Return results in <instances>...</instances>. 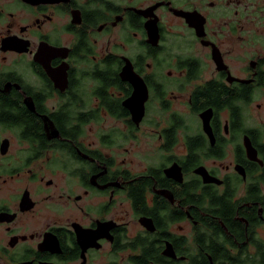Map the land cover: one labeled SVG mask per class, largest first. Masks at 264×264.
I'll return each mask as SVG.
<instances>
[{
    "label": "flooded vegetation",
    "instance_id": "1",
    "mask_svg": "<svg viewBox=\"0 0 264 264\" xmlns=\"http://www.w3.org/2000/svg\"><path fill=\"white\" fill-rule=\"evenodd\" d=\"M204 259L264 264V0H0V264Z\"/></svg>",
    "mask_w": 264,
    "mask_h": 264
},
{
    "label": "rangeland",
    "instance_id": "2",
    "mask_svg": "<svg viewBox=\"0 0 264 264\" xmlns=\"http://www.w3.org/2000/svg\"><path fill=\"white\" fill-rule=\"evenodd\" d=\"M182 106H185V104L182 103ZM251 114L254 117V119L256 121H258L259 123H261L263 121L262 112L255 110L254 107L251 109ZM153 115H152V117H153ZM188 120H189V123H191L190 117H188ZM119 130L122 134H125V135L127 134V131L123 126H119ZM144 133H145V129H144V127H142L140 132L136 134V138H138V140L136 142H134L133 145L137 146L139 144V142H144L146 144H149V146H150V157L153 158L157 155L156 142H155V140H153L151 138H144L143 137ZM93 264H104V263L101 261H97L96 263H93Z\"/></svg>",
    "mask_w": 264,
    "mask_h": 264
},
{
    "label": "water",
    "instance_id": "3",
    "mask_svg": "<svg viewBox=\"0 0 264 264\" xmlns=\"http://www.w3.org/2000/svg\"><path fill=\"white\" fill-rule=\"evenodd\" d=\"M128 109L130 110V112H131V114H132V116H133V120H134V122L137 124L139 121H140V116H142V111L140 110V111H137V108H135V109H133V108H130V107H128ZM141 109V108H140ZM137 113V114H136ZM139 114V115H138ZM205 114V116H206V114H209L208 112L207 113H204ZM135 115H137V116H135ZM138 117V118H137ZM139 119V120H138ZM203 130L205 131V132H208V130H207V122H204L203 123ZM205 172H203V173H200V175L203 177V179H204V182H209V179L208 178H206L207 177V174L205 175L204 174ZM204 175V176H203ZM170 256L171 257H173V254L172 253H170Z\"/></svg>",
    "mask_w": 264,
    "mask_h": 264
},
{
    "label": "trees",
    "instance_id": "4",
    "mask_svg": "<svg viewBox=\"0 0 264 264\" xmlns=\"http://www.w3.org/2000/svg\"><path fill=\"white\" fill-rule=\"evenodd\" d=\"M200 93V95H204V96H206V99H205V103H208L209 102V95H208V93L210 94V92H208L207 91V89L205 88L204 90H202V91H200L199 92ZM229 93V92H228ZM228 93H226V94H220V95H222V96H228ZM219 94V93H218ZM220 95H218V98L220 97ZM221 96V97H222ZM232 96H233V93H230V97L227 99V102L229 101V100H231L232 99ZM218 104H220V103H218ZM224 106H226L227 108H229L230 106H231V104L229 105L228 103H227V105H225V104H223ZM229 105V106H228ZM218 107H220V105L218 106ZM200 108H202V106H199L198 107V109H200ZM204 261V264H208L207 262H206V259H204L203 260Z\"/></svg>",
    "mask_w": 264,
    "mask_h": 264
}]
</instances>
